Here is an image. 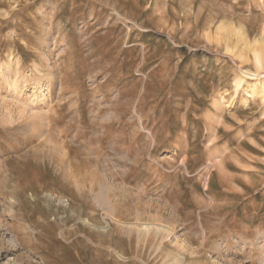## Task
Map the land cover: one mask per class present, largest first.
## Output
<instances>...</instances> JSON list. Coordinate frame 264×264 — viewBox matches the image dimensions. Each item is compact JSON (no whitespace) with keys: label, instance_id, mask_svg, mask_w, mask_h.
I'll return each instance as SVG.
<instances>
[{"label":"rangeland","instance_id":"374dc122","mask_svg":"<svg viewBox=\"0 0 264 264\" xmlns=\"http://www.w3.org/2000/svg\"><path fill=\"white\" fill-rule=\"evenodd\" d=\"M261 77L264 0H0V264H264Z\"/></svg>","mask_w":264,"mask_h":264},{"label":"bare ground","instance_id":"6f19581e","mask_svg":"<svg viewBox=\"0 0 264 264\" xmlns=\"http://www.w3.org/2000/svg\"><path fill=\"white\" fill-rule=\"evenodd\" d=\"M254 56H255V61H256L257 65H258L259 67H261V65H262V64H261V63H262V59L260 58L259 54H258V53H255ZM243 72H244V71H243ZM250 75L253 76V74H251V73H250ZM261 78H263V77H261ZM263 79H264V78H263ZM240 83H241V81L238 82V84H240ZM262 83H263V82H262ZM260 84H261V83H260ZM260 84H259V85H260ZM261 85H262V84H261ZM261 88L264 89V85H262ZM261 88H260V89H261ZM143 229H144V228H143Z\"/></svg>","mask_w":264,"mask_h":264}]
</instances>
